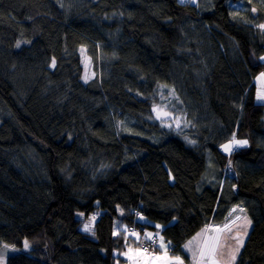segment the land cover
<instances>
[{"label": "trees", "instance_id": "1", "mask_svg": "<svg viewBox=\"0 0 264 264\" xmlns=\"http://www.w3.org/2000/svg\"><path fill=\"white\" fill-rule=\"evenodd\" d=\"M236 1L0 0V246L30 244L5 264H122L114 227L140 215L183 255L233 206L251 220L234 264H264V18ZM80 46L108 72L83 82ZM161 87L178 124L153 116ZM95 207L88 233L75 212Z\"/></svg>", "mask_w": 264, "mask_h": 264}, {"label": "rangeland", "instance_id": "2", "mask_svg": "<svg viewBox=\"0 0 264 264\" xmlns=\"http://www.w3.org/2000/svg\"><path fill=\"white\" fill-rule=\"evenodd\" d=\"M178 1L179 2L189 1L192 4L193 3L197 4L196 2L198 0H178ZM249 1H251V0H239V1L234 2L232 5L234 9H232V11H231L232 17L238 18V19H241V18L244 19L245 16L249 14V10L253 9L252 7H250V4L248 3ZM257 1H259V2L261 1L260 2L261 6H262L261 9L263 12L259 13V15H261L264 18V0H257ZM209 4L207 2H205L204 8H208ZM255 12H256V16H257L258 13H257V11H255ZM261 25H263V24H261ZM78 53H79L81 65H82V76H81V78H82L83 82H89L90 80H92L96 75H98V72H100L101 68L103 70H105V68L108 65V62H107L106 58L104 57L103 58L104 63L100 67V56H99V62L97 63V65H95L93 63V60L91 59V57L88 55L86 47H84V46H80L78 48ZM261 57H264V53L260 56V61L264 62V59H261ZM94 65L97 67H95ZM261 73H264V70L259 72L254 79V83H255V97H254V99L256 102L262 103V102H264V100L257 99L258 94H264V77H262L260 75ZM91 84H93V83H91ZM155 97H156V101L154 102L153 109H154V107H158L160 109V111H154L153 110L154 118L157 121H160V122L162 121V123H164L166 125H170L169 124L170 122L166 121V120H170V119H173L172 122H174L175 124H178L180 122V116L178 117L179 119H177V117H174V114L166 107V105H168V103L171 100L170 94L168 93V91H166V89L164 87H161L159 89V91L155 93ZM165 112L170 113L171 115L165 116L164 115ZM129 120L130 121L124 119V122H122L121 127L124 131L132 133L131 132V126H132V123H134V122L132 121L131 117H129ZM134 127L138 131L137 133H139V135H142L141 132L146 134L145 131H140L141 128H139L136 124H134ZM237 140H242V139H237ZM229 141H231V140H229ZM229 141H228V143H229ZM220 148L223 150L224 153H226V151H224L223 147H220ZM97 211L100 212L99 208L95 207L88 214H85L82 211H76L75 212V217L80 220V229L81 230H84L85 224H89L91 226L92 232H93L94 225H95V222L97 219L95 218V220L93 221L91 218L94 216L93 213L97 212ZM137 219L139 220L138 223L143 222V221L149 222V220L142 215L138 216ZM246 221H247V217H246V219H242L241 222L236 224L234 229L235 230L244 229ZM155 226H156L157 232L160 236L159 240H158V244H157L158 249L157 250L152 249V250L146 251V252L141 251L137 247L134 238L127 237L128 241H125V250L122 252V255L124 256L125 261L122 264H174V258L175 257H180L182 259V257L179 254L168 252L167 248L171 242L166 240L160 234V232L158 231V230H160V227H157V224H155ZM119 228L121 230V226ZM149 231H153V230L149 229ZM86 232H88V231H86ZM88 233H91V232H88ZM237 235H238V233H235L234 237H236ZM200 236L201 235L199 233V235L195 238V240H193V242L196 241ZM25 242H27V241L24 240L21 247L3 242L0 246V264H5L6 257L9 254L21 252V251L28 252L30 250V244L27 242L28 246L25 247ZM161 244L164 245L163 248L160 246ZM219 245H220V247L217 249V256L215 257L219 261V264H234L236 259L234 261H232L231 255H232L234 249L238 246L237 241H235V242L231 241V242L225 243L224 242V236H223L221 241H219ZM185 246H186V244H185ZM185 250H188V249L185 247ZM193 253H194V251L191 250L188 253V256L193 255ZM238 253H236V258H237ZM161 257L163 259H156V258H161ZM203 261H206V262L203 263ZM198 264H210V262L207 259L200 258V262Z\"/></svg>", "mask_w": 264, "mask_h": 264}, {"label": "crops", "instance_id": "3", "mask_svg": "<svg viewBox=\"0 0 264 264\" xmlns=\"http://www.w3.org/2000/svg\"><path fill=\"white\" fill-rule=\"evenodd\" d=\"M236 139H239V138H236ZM241 139L246 140L243 138H241ZM226 143H228V141ZM226 143H223L222 145H224ZM222 145H221V147H222ZM241 147H244V146H241ZM233 148H239V147L233 146ZM234 208H235V206L231 207V209L229 211V218L227 221L228 223L231 224V231L223 230V231L218 232V231H216V229H218V228L223 229L224 225H222V226L221 225L220 226H218V225H207V226L203 227L202 229H200L192 237H190L189 239L186 240V242L183 244L182 248H183V257L188 261V264H198L200 262V258H201L200 257V251L205 248V242L206 241L209 243L212 242L213 237H218L219 241H221L222 237L224 236V242L225 243H228L231 241L235 242L236 239H234V236H235V233H238L239 235L243 236V242H244L245 237H246V235H243L244 229L235 230L234 228H235L236 224H238L239 222L242 221V219H246V217H247V220H250V219L245 213H242L239 209H236V211L233 212L232 210ZM230 213H231V215H230ZM237 217H239L240 219H237ZM250 227H251V224H248L247 225V233H248ZM151 232L152 231L147 230L144 232V234L146 235V234L151 233ZM199 233L201 236L196 241L193 242V240H195V238L198 236ZM189 242H191V243H189ZM185 244L187 245V247L185 246ZM185 247L188 250H185ZM191 250H193L194 253H193V255L188 256V253ZM205 262L206 261H203V263H205Z\"/></svg>", "mask_w": 264, "mask_h": 264}, {"label": "snow or ice", "instance_id": "4", "mask_svg": "<svg viewBox=\"0 0 264 264\" xmlns=\"http://www.w3.org/2000/svg\"><path fill=\"white\" fill-rule=\"evenodd\" d=\"M252 11L255 12L256 9L253 8ZM260 27L264 28V25H260ZM261 59H264V57H261ZM52 66H55V60L54 59L52 61ZM260 75L262 77H264V73H261ZM257 99L264 100V94H258ZM153 110L154 111H160V109L158 107H154ZM164 115L168 116V115H171V114L165 112ZM177 119H179V118L177 117ZM193 143H194V141H193ZM247 144H248L247 140H237L235 138V136H233L232 140L229 141V143L222 145V147H223L224 151L229 152V151L233 150V146L241 147V146H246ZM240 210L243 211V209H240ZM232 211L235 212L236 208H234ZM230 215H231V213H230ZM91 219L94 221L95 220V216H93ZM237 219H240V218L237 217ZM248 224H251L250 220L246 221L243 235H247V225ZM157 227H160V226L157 225ZM84 230L88 231V232H92V228H91V226L89 224H85ZM223 230L231 231V224L230 223H226V224H224L223 229H219V228L216 229V231H218V232L219 231H223ZM114 234H116V233H114ZM146 235L151 237L152 234L148 233ZM234 239H236L238 246L234 249V251H233V253L231 255V260L232 261H234L236 259V253H238L240 251V247L243 246V236L242 235L238 234L236 237H234ZM189 243H191V242H189ZM27 246H28L27 242H25V247H27ZM160 246L162 248L164 247L163 244H161ZM186 247H187V245H186ZM219 247H220V245H219V238L218 237H213L211 243L206 241L205 242V248L200 251L201 258L202 259H207L210 262V264H219V261L215 258L217 256V249ZM156 259H163V258L161 257V258H156ZM174 264H183V260L180 257H175L174 258Z\"/></svg>", "mask_w": 264, "mask_h": 264}, {"label": "built area", "instance_id": "5", "mask_svg": "<svg viewBox=\"0 0 264 264\" xmlns=\"http://www.w3.org/2000/svg\"><path fill=\"white\" fill-rule=\"evenodd\" d=\"M133 212L135 214L139 213L138 208H133ZM94 216L98 218V213H94ZM143 227L138 226L134 223H129L124 226V231L126 234L134 236L136 238L137 246L141 251H150L152 249H155V246L157 244V238L158 236L156 234L151 235V237H145L142 233ZM135 234V235H134ZM174 248V245H169L168 250L172 251Z\"/></svg>", "mask_w": 264, "mask_h": 264}, {"label": "clouds", "instance_id": "6", "mask_svg": "<svg viewBox=\"0 0 264 264\" xmlns=\"http://www.w3.org/2000/svg\"><path fill=\"white\" fill-rule=\"evenodd\" d=\"M229 175H231V174H229ZM225 175L223 174V177H224ZM228 176V175H227ZM135 208V207H134ZM136 208H138V207H136ZM132 212H133V209H132ZM94 213H98V212H94ZM94 213H93V215H94ZM134 213V212H133ZM135 214V213H134ZM139 214V213H138ZM98 216H99V213H98ZM96 218V217H95ZM97 220L99 219V217L98 218H96ZM129 223H134V224H136V225H138V226H141V227H143V230H142V233H143V235L145 236V237H149V236H147V235H145L144 234V232L146 231V230H149V228H147L145 225H143V224H141V223H138L136 220H133V221H131V222H126V223H123L122 225H121V231H123V232H125L124 230H122L123 228H124V226L126 225V224H129ZM120 227V226H119ZM118 226H116L115 227V230H120V228H119ZM151 234L153 235V234H156L157 236H158V238H157V244H158V240H159V234H158V232H157V230H153L152 232H151ZM128 235V234H127ZM131 237H134V236H131ZM135 238V237H134ZM135 243H136V245H137V242L135 241ZM157 244H156V246H155V250H157L158 248H157ZM169 245H174V248H173V250L172 251H169L168 250V248H167V250H168V252L169 253H175V254H179L178 252H176V247H175V244L174 243H170ZM169 245H168V247H169ZM138 247V246H137ZM181 257H182V260H183V264H188V262L186 261V259L183 257V255H181V254H179Z\"/></svg>", "mask_w": 264, "mask_h": 264}, {"label": "bare ground", "instance_id": "7", "mask_svg": "<svg viewBox=\"0 0 264 264\" xmlns=\"http://www.w3.org/2000/svg\"><path fill=\"white\" fill-rule=\"evenodd\" d=\"M109 59H111L110 57H109ZM104 63V61H103V58H101L100 57V67L102 66V64ZM100 72L103 74V73H107L108 72V66L105 68V70H103L102 68H101V70H100ZM104 75V74H103ZM102 75V76H103ZM101 78V77H100ZM124 122V121H123ZM238 148H233V150L232 151H229V152H226V154H230L231 152H233V151H235V150H237ZM222 150V149H221ZM223 151V150H222ZM206 155V159H208L209 157H210V153H206L205 154Z\"/></svg>", "mask_w": 264, "mask_h": 264}, {"label": "water", "instance_id": "8", "mask_svg": "<svg viewBox=\"0 0 264 264\" xmlns=\"http://www.w3.org/2000/svg\"><path fill=\"white\" fill-rule=\"evenodd\" d=\"M251 13H252V15H253L254 17L256 16V12H253V11H252Z\"/></svg>", "mask_w": 264, "mask_h": 264}]
</instances>
